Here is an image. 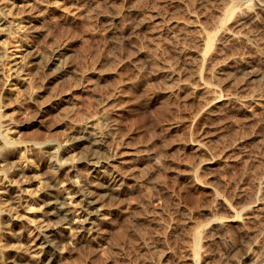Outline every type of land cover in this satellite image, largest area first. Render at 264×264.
I'll return each mask as SVG.
<instances>
[{"label":"rangeland","instance_id":"1","mask_svg":"<svg viewBox=\"0 0 264 264\" xmlns=\"http://www.w3.org/2000/svg\"><path fill=\"white\" fill-rule=\"evenodd\" d=\"M263 4L15 0L0 35V183L24 179L29 195L22 222L0 212V263L38 264L25 249L48 201L82 203L91 145L73 138L94 122L119 180L97 230L63 236L48 264H264ZM26 45L37 58L15 75ZM56 48L61 78L42 68Z\"/></svg>","mask_w":264,"mask_h":264},{"label":"bare ground","instance_id":"2","mask_svg":"<svg viewBox=\"0 0 264 264\" xmlns=\"http://www.w3.org/2000/svg\"><path fill=\"white\" fill-rule=\"evenodd\" d=\"M18 1L21 2L24 0H18ZM14 3H15V0H12L11 2H9V4H6V5L2 4L3 7L0 9V35L6 34V33H4V28L7 26V25L5 26V22L7 21L6 15L9 14L8 12L14 6ZM26 46H27L26 48L21 47V49H19V48L15 49L16 52L21 53L20 56H15L14 59L11 60V62H13L12 63V65H13L12 70H13V73L15 75H20L19 74L20 71H18L19 68L22 70L24 66L28 65V63L29 64L32 63V65H33L34 60L37 58V55L33 52V50L29 49V47H28L29 45H26ZM60 48L59 49L56 48L53 51L52 56L49 57V59H47L46 61L42 62L43 63L42 68L43 67H44V69L45 68L46 69L52 68V70L55 71L56 76L61 78V77H64V73L66 71H69L68 70L69 65H67L66 63L63 62L64 59H61L62 54H61ZM0 55H2V54H0ZM23 70H25V69H23ZM25 74H26V72L23 73V75H25ZM1 118H0V121H2ZM106 129L104 130V128L98 126L94 122H88L81 128V130H78L82 134H80L79 136H76V137L73 134V136H74L73 139H74L75 143L82 144L83 141L87 140V141H89V143L91 145V147H89V153L86 156V162L89 164V170H90V172H91V174L95 180L93 182H91L90 184H88V186L86 188H83L82 193H80L81 197L79 199L81 201H78V202H82L81 204L79 203L80 205L77 203V201L73 200V198L70 201L72 194H70L71 195L70 196L69 193H68L69 196L66 194L63 195L64 194L63 193L58 198H56L54 196L49 201L47 200L48 204L50 206H52L51 209L53 211L51 213L49 212L50 215L39 217L36 220V224H35L36 233L34 234L35 237L31 240V242L29 243V245L25 249V252H26L25 254H28V256H31L32 258H34L38 264H48L50 260H52V261L55 260V256H53V255L55 252H60V243L63 239V236H66V237L68 236L69 239L75 240V239H77V237L80 234H83L86 232H92V231L94 232L97 230L96 227H97L99 221H101L104 218L102 206H103L105 196H106V194H108V193L111 194V192L114 191L116 182L119 180V179H117V175L115 176V174H114L115 172L112 174H110V173L107 174L105 172L103 167L106 166V163L108 162L107 161L108 158L105 157V155L102 156V155H100V153L96 152L98 149H100V147L97 149L98 146H104L107 142L106 138H107L108 132L106 131ZM7 148H8V146H7ZM7 148H6V150L10 149V148H8V149ZM52 148H54V147H52ZM51 150L52 151H50V150L46 151V153L48 152L47 153L48 155L46 157H47V159L49 158V160L52 159L56 154L55 153L56 149L55 150L51 149ZM7 155H8V153H7ZM19 160H20V158H19ZM4 163H6V162H4ZM5 169H6V172H7V170L9 172L11 170L10 167H7ZM11 173H13V171ZM1 179H2V182L0 183V185H1L0 186L1 187V191H0V193H1V195H0V200H1L0 201V207H1V209H0V212L2 214H4L5 221L12 220V221H14V223L15 222H22L23 220H25L26 217L23 214H17V213L15 214V211L18 208V206H21V203H23L24 208L28 206V204H27L28 200L25 197H27L29 194L26 193L27 192L26 188H24L22 186V181L24 179L22 181H20V180H17L15 178H10L7 175L3 176V178H1ZM93 188L96 190H94ZM6 195H10V196L7 198H4L3 196H6ZM13 196L15 199L13 198ZM32 209H33V207H32ZM27 212H28V210H27ZM52 216L56 217L57 220L52 221V219H53ZM0 217H3V216L1 215ZM0 221L2 222V220H0ZM67 233H68V235H67ZM12 237L17 238L15 235ZM16 249H17V247H16Z\"/></svg>","mask_w":264,"mask_h":264}]
</instances>
